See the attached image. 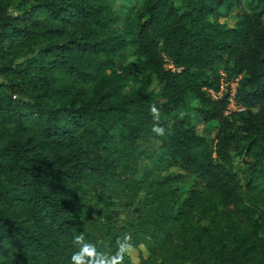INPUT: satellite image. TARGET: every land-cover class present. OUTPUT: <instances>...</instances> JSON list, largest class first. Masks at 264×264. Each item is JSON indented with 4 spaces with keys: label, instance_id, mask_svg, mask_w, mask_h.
Instances as JSON below:
<instances>
[{
    "label": "trees",
    "instance_id": "obj_1",
    "mask_svg": "<svg viewBox=\"0 0 264 264\" xmlns=\"http://www.w3.org/2000/svg\"><path fill=\"white\" fill-rule=\"evenodd\" d=\"M115 1L0 0V264H264V0Z\"/></svg>",
    "mask_w": 264,
    "mask_h": 264
},
{
    "label": "clouds",
    "instance_id": "obj_2",
    "mask_svg": "<svg viewBox=\"0 0 264 264\" xmlns=\"http://www.w3.org/2000/svg\"><path fill=\"white\" fill-rule=\"evenodd\" d=\"M151 111L154 114V119L158 120L159 114L157 109L152 107ZM153 131L158 135H164V129L159 126H154ZM73 242L78 246V249L73 252L70 258V264H121L123 254L130 247L127 243H121L116 256L105 258L103 254L96 251L93 244L85 241L83 234L74 236Z\"/></svg>",
    "mask_w": 264,
    "mask_h": 264
},
{
    "label": "rangeland",
    "instance_id": "obj_3",
    "mask_svg": "<svg viewBox=\"0 0 264 264\" xmlns=\"http://www.w3.org/2000/svg\"><path fill=\"white\" fill-rule=\"evenodd\" d=\"M135 0L130 1V4H134ZM121 4H125L124 0H116L113 4V6L116 8ZM221 21L225 22V25H232L233 24V19L231 17H227L225 19H222ZM132 58V56H128L126 58V60H130ZM167 67H172V65L170 63L167 64ZM236 80L237 79H233L230 80L226 77L225 73H222V78H221V87L220 89L216 92L214 90H210L209 92L213 95V97L215 96H220L222 95V93L224 91H226L227 86L229 85L231 87L230 93L231 95L234 94V88L236 86ZM240 109L239 105L235 103V101L232 99L231 103L228 105L227 110H237ZM192 124H194L198 130V132H200L202 135L207 136L208 138H212L214 136V132H215V126H217V122L216 121H209V122H204L203 120H201L199 117H194L192 119ZM141 252H143L145 254V252L143 251L142 248H140ZM130 257L132 262H137L138 260V253H139V249H133L130 248L128 249Z\"/></svg>",
    "mask_w": 264,
    "mask_h": 264
}]
</instances>
